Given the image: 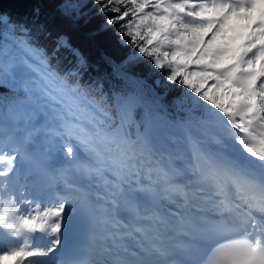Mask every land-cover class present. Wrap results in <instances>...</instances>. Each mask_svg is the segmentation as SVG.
<instances>
[{"label":"snow or ice","instance_id":"1","mask_svg":"<svg viewBox=\"0 0 264 264\" xmlns=\"http://www.w3.org/2000/svg\"><path fill=\"white\" fill-rule=\"evenodd\" d=\"M94 3L112 14L106 24L119 26L128 38L135 50L130 60L148 59L167 84L186 90L175 101L185 114L176 127L186 133L190 156L176 157L183 161L177 166L139 130L138 114L149 127L169 123L159 115L164 104L158 91L116 66L141 91L118 102L117 120L107 127L85 122L75 111V90L50 69L43 50L15 35L0 50V89L12 93L0 96V117L23 134H9L6 122L0 123V177L9 184L0 194V231L8 237L0 242V264H107L102 254H72L83 234L91 250L102 225L106 232L127 229L115 246L125 252L127 241L144 251L136 234L151 226L162 242L169 232L189 238L178 246L184 264H264V0ZM0 22L13 33L26 32L7 13H0ZM37 100L42 107H35ZM56 152L65 156L59 168L51 163ZM70 174L90 183L70 181ZM21 175L31 177L30 184H21ZM91 182L104 194L94 193ZM143 182L142 205L131 189ZM36 199L52 203L32 215ZM175 250L154 248L165 261Z\"/></svg>","mask_w":264,"mask_h":264},{"label":"trees","instance_id":"2","mask_svg":"<svg viewBox=\"0 0 264 264\" xmlns=\"http://www.w3.org/2000/svg\"><path fill=\"white\" fill-rule=\"evenodd\" d=\"M70 4L81 7L74 11L66 8ZM0 13H7L11 22L26 29L24 33L19 30L13 33L0 22V50L11 44L15 35H24L33 47L42 49L50 69L67 82L70 90H75L72 101L86 121L94 120L99 126L107 127L117 120L118 102L132 91H141L131 81H143L163 97L164 108L159 110V115L169 122L165 123L167 127L183 120L185 114L175 101L186 90L167 84L164 73L154 69L148 59L130 60L135 50L128 38L119 26L106 24L112 14H102L94 0H0ZM116 66L131 81L118 75ZM144 91L147 97V90ZM11 95L9 89H0V96ZM84 102L96 113L87 109ZM136 120L140 132L145 130L147 124L140 120L139 114ZM4 210L0 208V212Z\"/></svg>","mask_w":264,"mask_h":264},{"label":"rangeland","instance_id":"3","mask_svg":"<svg viewBox=\"0 0 264 264\" xmlns=\"http://www.w3.org/2000/svg\"><path fill=\"white\" fill-rule=\"evenodd\" d=\"M43 103H44L43 101L37 100V104L35 105V107H42ZM84 105H86L85 102ZM75 111L78 115L81 116V118L85 122H87L84 115H82L81 112H78L76 109ZM92 112L95 111L93 110ZM178 124L179 122L167 127L165 123H154L151 127L147 126L142 133H147V135L150 137V135H153L154 133L162 132V134H164L163 136L165 137L167 144L171 146L169 152L174 157L175 163L177 162L181 166L183 161L175 158L182 156L185 159H188L190 156V150H189L188 141L186 139V133L184 130L176 127V125ZM192 134L194 135L195 133ZM1 242H6V241L2 240Z\"/></svg>","mask_w":264,"mask_h":264},{"label":"bare ground","instance_id":"4","mask_svg":"<svg viewBox=\"0 0 264 264\" xmlns=\"http://www.w3.org/2000/svg\"><path fill=\"white\" fill-rule=\"evenodd\" d=\"M41 121L42 120H38L37 119V121H36V123L37 124H40L41 123ZM0 123H4V118H1L0 119ZM24 127V126H23ZM16 128H14V132H16V130H15ZM6 131L9 133V131L7 130V128H6ZM43 134V133H42ZM155 135L156 134H159V133H154ZM43 136V135H42ZM41 135H37V140H39V139H41V137H42ZM150 138H151V140H152V138H153V135H150ZM163 144V147H162V145L160 146H156V145H154L153 144V142H152V146H153V148H154V150L157 152V154L158 155H160V154H162V155H164L165 157H171V158H173L174 159V157L171 155V153L169 152V149L171 148V146L170 145H168L167 144V142L165 141L164 143H162ZM160 147H162L163 148V152L162 153H160V152H158V149L160 148ZM58 162L60 163V165H63V162L64 161H62V160H58ZM175 162V161H174ZM177 166H180V164H178L177 162L175 163ZM185 192L186 193H188L189 195H190V189H188V188H185ZM180 197H177V200H181V198L179 199ZM216 199L219 201L221 198L220 197H216ZM38 204H40V203H38ZM6 241L7 242V240H8V237H7V235L5 234V232H3V231H0V242L1 241Z\"/></svg>","mask_w":264,"mask_h":264}]
</instances>
